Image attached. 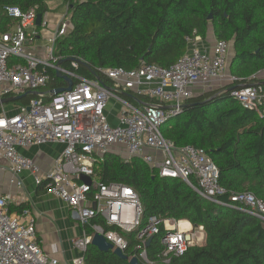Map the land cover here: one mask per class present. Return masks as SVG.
Returning <instances> with one entry per match:
<instances>
[{
	"label": "built area",
	"instance_id": "obj_1",
	"mask_svg": "<svg viewBox=\"0 0 264 264\" xmlns=\"http://www.w3.org/2000/svg\"><path fill=\"white\" fill-rule=\"evenodd\" d=\"M4 10L17 21L0 32V100L38 92L27 104L19 105L16 113L0 112V169L10 172L11 184L22 189L21 174L28 171L38 186L61 198L69 206L71 217L84 227L73 240L83 252L96 233L121 249L128 256V264L135 257L141 264H171L190 246L202 244L203 226L184 228V220L152 216L142 226L144 213L137 191L121 182L100 181L96 168L108 153L126 161L139 158L160 176L181 178L204 198L220 202L227 190L209 154L194 145L178 146L164 137L161 128L182 113L190 98L214 88L212 81L220 80L229 64L232 41L188 36L187 51L169 67L142 62L133 69L101 68L99 75L88 78L75 71L83 62L80 58L68 59L71 67L62 65L58 42L72 27L70 16L66 14L46 42L38 44L36 6L28 10L6 6ZM50 70L70 76L72 89L58 94L53 89L47 91L52 80ZM261 74L258 78H264ZM235 80L231 76L230 83ZM232 95L243 108L264 116L263 83L242 84L233 88ZM111 101L117 109L114 123L110 119ZM49 142L65 147L47 171L19 151ZM82 175L89 176L91 183L81 181ZM11 200L12 194H0V264H59L58 258L49 257L43 250L31 208L11 212ZM231 202L230 206L257 217L264 227L263 200L245 191L233 194ZM94 216L104 220L107 227L95 224L89 230ZM160 224L166 233L157 259L152 260L147 241L159 233ZM133 232L136 244L130 252L125 234Z\"/></svg>",
	"mask_w": 264,
	"mask_h": 264
},
{
	"label": "trees",
	"instance_id": "obj_2",
	"mask_svg": "<svg viewBox=\"0 0 264 264\" xmlns=\"http://www.w3.org/2000/svg\"><path fill=\"white\" fill-rule=\"evenodd\" d=\"M47 1L0 0V32L17 21L5 13L6 6L22 10L36 6L37 13L44 15ZM63 1L72 27L58 42L62 65L71 67L68 59L80 58L83 62L75 71L88 78L99 75L101 68L133 69L142 62L169 67L187 51L188 36L206 39L210 27L217 39L232 41L230 70L236 80L190 98L182 113L161 128L164 137L178 146L194 145L209 154L227 190L220 202L204 198L181 178L160 176L139 158L126 161L108 153L96 172L102 182H121L137 191L144 213L142 226L152 216L186 219L194 227L203 226L205 243L190 246L171 264H264L262 222L230 206L231 196L245 191L264 202V116L243 108L232 95L233 88L262 81L258 75L264 72V0ZM50 73L47 91L66 85L54 70ZM33 96L21 102L27 104ZM24 207L25 203L11 204L10 211ZM95 224L107 227L99 216L90 220L88 229ZM165 233L160 224L147 249L152 260L157 259ZM135 235L125 234L130 252ZM84 259L86 264H128L112 251H101L92 244Z\"/></svg>",
	"mask_w": 264,
	"mask_h": 264
},
{
	"label": "crops",
	"instance_id": "obj_3",
	"mask_svg": "<svg viewBox=\"0 0 264 264\" xmlns=\"http://www.w3.org/2000/svg\"><path fill=\"white\" fill-rule=\"evenodd\" d=\"M53 1L57 0L47 1V6L48 3ZM58 1V3L67 7L63 0ZM67 13L68 7L65 11L58 13L53 18H48L47 9L42 20V22L45 21L46 24L43 25L42 23L39 26L40 37L38 39V44L46 42L47 38L52 35L58 27L61 19ZM208 37L209 36L207 35V38ZM262 74L264 73L262 72ZM259 82L264 84V80ZM126 96H131L135 100L134 102L138 103L139 101L132 94H127ZM21 104L23 103L19 100L2 104L0 106L2 107V110L4 109L9 115H12L16 113ZM114 118L112 119L110 114V119L113 123ZM64 147L63 143L49 142L41 145H34L30 148L21 147L19 148V151L27 157L34 158L40 163L43 170L47 171L52 166L54 160L61 154ZM10 177V172L6 168L0 169V194H12V205L23 203V199L25 198L26 206L31 208L32 214L36 218L37 234L45 253L49 257L58 258L59 264H81L84 260V252L75 247L73 240L75 237L83 233L84 227L71 217L69 206L61 198L48 193L42 186H38L35 183L33 176L28 171L21 174V178L24 180V187L22 189L11 184ZM13 212L20 213L21 211L15 209ZM182 220L185 221L181 224L182 227L195 228L190 221L186 219ZM204 243L205 232L203 242L200 245H203Z\"/></svg>",
	"mask_w": 264,
	"mask_h": 264
},
{
	"label": "water",
	"instance_id": "obj_4",
	"mask_svg": "<svg viewBox=\"0 0 264 264\" xmlns=\"http://www.w3.org/2000/svg\"><path fill=\"white\" fill-rule=\"evenodd\" d=\"M209 19H212V15L209 16ZM42 20H43V14L39 13L37 16V25L40 26L42 24ZM144 58H142L143 60ZM58 77L64 79L67 82V87H62V88H56L53 89L52 91L54 92V94H58L60 92H63L64 90H71L73 87V80L70 76L62 74L61 72H57ZM251 85V84H249ZM38 92L37 91H28L25 94L22 95H18V96H11V97H6L3 98L2 100H0V105L2 104H6L9 102H15V101H19L22 98H24L27 95H36ZM81 181L85 182V183H91V178L87 175H82L81 176ZM96 206V204H94V207ZM153 240V237H150L147 241V247L150 246L151 242ZM92 245L96 246L98 249H100L101 251L104 252H109L112 251L114 254H116L118 257H120L123 260H128V256L119 248H114L113 244L109 241H107V239L104 237V235L100 234V233H96L93 237L92 240ZM131 264H141V262L139 261L138 258H133L130 261Z\"/></svg>",
	"mask_w": 264,
	"mask_h": 264
},
{
	"label": "rangeland",
	"instance_id": "obj_5",
	"mask_svg": "<svg viewBox=\"0 0 264 264\" xmlns=\"http://www.w3.org/2000/svg\"><path fill=\"white\" fill-rule=\"evenodd\" d=\"M58 2L59 1L57 0V1H53V2L48 3V6H47L48 18H53L58 13H60L62 11H65L67 9L66 6L61 5V3H58ZM213 32H214L213 28L210 27V29L208 31V34H207L209 36V39H213L214 38V33ZM233 55H234V48H232V50H231V58H230L228 66H227V69L225 71V74L222 76V78L220 80L212 81L214 83L213 86H215V87L213 89L209 90V91L218 90V89L228 85L231 82V76H233V75L231 73L230 66H231V63H232ZM259 78H260V80H264V78H262V77H259ZM202 92L205 93V92H208V91H202ZM202 92H200L199 94H201ZM109 108H110L111 118L113 119L115 117V114L117 113V109L114 106V103L112 101L110 102ZM1 111H2V107L0 106V112Z\"/></svg>",
	"mask_w": 264,
	"mask_h": 264
}]
</instances>
